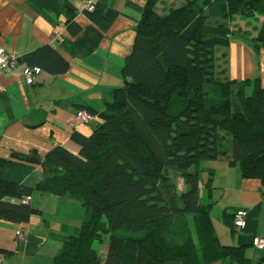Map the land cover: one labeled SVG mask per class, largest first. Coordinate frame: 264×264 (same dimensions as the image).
<instances>
[{
  "label": "trees",
  "instance_id": "obj_1",
  "mask_svg": "<svg viewBox=\"0 0 264 264\" xmlns=\"http://www.w3.org/2000/svg\"><path fill=\"white\" fill-rule=\"evenodd\" d=\"M180 1L161 14L158 0L146 1L121 69L122 86L101 111L89 110L100 119L89 134L71 133L77 154L51 148L41 161L48 171L34 187L0 178L4 220L25 223L38 213L20 202L34 191L69 196L83 206L78 231L63 238L50 264H100L103 242L104 264H250L243 245L223 244L215 233L213 173L202 163L226 156L242 179L259 180L264 198V87L259 78L221 77L215 65L216 48L236 32L228 25L235 16L262 17L251 41L264 48V0ZM59 6L66 29L76 35L75 9L66 0ZM103 11L96 3L83 10L101 26ZM17 60L53 75L68 68L50 45ZM227 137L228 155L221 149ZM9 162L0 160V168ZM168 170L182 179L180 188Z\"/></svg>",
  "mask_w": 264,
  "mask_h": 264
},
{
  "label": "crops",
  "instance_id": "obj_2",
  "mask_svg": "<svg viewBox=\"0 0 264 264\" xmlns=\"http://www.w3.org/2000/svg\"><path fill=\"white\" fill-rule=\"evenodd\" d=\"M62 0H0V46L19 57L40 46L50 45L68 63L57 75L44 70L28 85L19 75L25 62L18 61L16 71L0 75V160L10 161L0 168V178L34 187L48 170L41 161L54 146L77 154L71 140L77 130L89 134L100 121L74 123L80 110L101 111L114 88L123 84L121 73L129 55L135 25L147 0H94L104 6L105 22L98 25L83 12L89 0H66L76 11L80 31L71 35L61 12ZM262 21L260 15L228 21L236 31L226 46L216 48V71L229 79L259 78L264 87V48L253 45ZM74 123V125H72ZM227 155L229 150L227 149ZM32 158L26 161L23 158ZM212 191L211 219L219 241L243 245L250 264H264V248L253 244L264 237V198L258 179H242L237 163L226 156L210 160ZM206 179L207 172L201 174ZM199 196L207 194L199 186ZM11 200L10 198H6ZM32 213L25 223L0 218V263L50 264L65 236L75 234L85 217L81 203L69 196L34 191ZM246 211L242 227L234 226V213ZM23 236H19L18 232ZM107 243L97 246L104 264ZM211 264H235L226 260Z\"/></svg>",
  "mask_w": 264,
  "mask_h": 264
},
{
  "label": "built area",
  "instance_id": "obj_3",
  "mask_svg": "<svg viewBox=\"0 0 264 264\" xmlns=\"http://www.w3.org/2000/svg\"><path fill=\"white\" fill-rule=\"evenodd\" d=\"M95 1L89 0L85 3L84 9L91 11L94 9ZM18 64L17 57L7 52L2 46H0V75L4 72H15ZM41 68L37 65H24L19 72V75L23 78L24 82L28 85L35 83L36 77L41 73ZM93 114L88 111L80 110L76 114V120L74 123L89 122L93 119ZM72 123V125H74ZM22 204H30L31 196L27 195L20 199ZM246 211L238 209L234 213V226L242 227L245 222ZM19 236H23L22 232H18ZM253 244L263 249L264 248V237L255 238Z\"/></svg>",
  "mask_w": 264,
  "mask_h": 264
},
{
  "label": "rangeland",
  "instance_id": "obj_4",
  "mask_svg": "<svg viewBox=\"0 0 264 264\" xmlns=\"http://www.w3.org/2000/svg\"><path fill=\"white\" fill-rule=\"evenodd\" d=\"M181 3L180 0H158V2L155 5L156 11L158 13H164L166 11V9L172 5H179ZM229 147V140L228 137L222 141L221 144V149L223 150H227ZM209 163V161H204L202 164L204 167H207V164ZM167 173L169 174V176H172L173 179L177 180L178 186L179 188L181 187V183H182V179L178 177H176L178 174L172 170H168ZM201 201L205 202L207 201V199H201Z\"/></svg>",
  "mask_w": 264,
  "mask_h": 264
}]
</instances>
